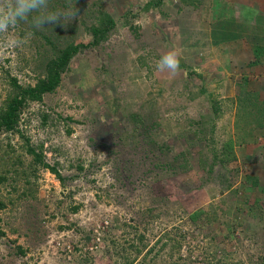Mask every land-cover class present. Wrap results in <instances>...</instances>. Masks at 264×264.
I'll return each instance as SVG.
<instances>
[{
	"label": "rangeland",
	"instance_id": "rangeland-1",
	"mask_svg": "<svg viewBox=\"0 0 264 264\" xmlns=\"http://www.w3.org/2000/svg\"><path fill=\"white\" fill-rule=\"evenodd\" d=\"M76 7L67 28L37 30L30 15L0 35L24 41L0 56V107L13 78L32 85L79 45L55 90L0 133V264H264V84L225 51L254 40L264 0ZM173 49L170 79L156 63ZM149 247L165 248L151 258Z\"/></svg>",
	"mask_w": 264,
	"mask_h": 264
},
{
	"label": "trees",
	"instance_id": "trees-1",
	"mask_svg": "<svg viewBox=\"0 0 264 264\" xmlns=\"http://www.w3.org/2000/svg\"><path fill=\"white\" fill-rule=\"evenodd\" d=\"M108 21H110L109 25L111 26H104L100 28L92 27V36L95 38L93 42H97L100 35H102L101 38H103L108 32L109 28L113 26V21L110 17H108ZM78 49L79 45L70 44L64 47L58 53L56 58L49 60V62L46 64L45 75L39 78L36 83L32 85L23 86L17 83L16 78L12 79V85L15 88V92L11 96L5 97V104L4 106L0 107V133L2 131L15 130L17 128V125L20 120V111L27 101H40L42 100L43 94L55 90V88L60 82L61 73L65 70L71 57L78 51ZM27 151L33 155L34 161L48 168L59 179L61 178L58 170L54 166H50L48 163L44 162L41 153L39 154L38 152H36L33 147H28ZM4 207L5 203L0 198V210H2ZM194 216L196 215L193 214V217ZM3 235H5V232L3 231L2 225L0 223V236ZM139 237V241L135 239V242L141 243V240H143L144 235L140 234ZM132 242L130 243L129 248H133L135 251H139L142 248L137 247V245ZM164 248L165 247H149L146 253L149 252L151 258H156V256L159 255L160 251ZM172 248L173 247H169V249Z\"/></svg>",
	"mask_w": 264,
	"mask_h": 264
},
{
	"label": "clouds",
	"instance_id": "clouds-1",
	"mask_svg": "<svg viewBox=\"0 0 264 264\" xmlns=\"http://www.w3.org/2000/svg\"><path fill=\"white\" fill-rule=\"evenodd\" d=\"M48 8L49 0H0V35L9 33L21 22H28L30 15L31 25L37 30H44L47 26L67 28L80 16L76 0H69L68 7L61 10L48 11ZM23 42L17 36L0 44V56L6 49L18 47ZM180 59L176 50H169L157 61L156 68L168 78H175L181 71Z\"/></svg>",
	"mask_w": 264,
	"mask_h": 264
},
{
	"label": "crops",
	"instance_id": "crops-1",
	"mask_svg": "<svg viewBox=\"0 0 264 264\" xmlns=\"http://www.w3.org/2000/svg\"><path fill=\"white\" fill-rule=\"evenodd\" d=\"M252 12L255 14V29L258 28L254 40L246 43L242 40L232 43V46L226 47L225 51L229 54L228 56H240L242 65L246 63L245 69L247 68L250 73L256 71L255 73L262 78L264 84V7L261 10L254 8ZM218 43L220 42L216 44ZM245 60L247 61L244 62Z\"/></svg>",
	"mask_w": 264,
	"mask_h": 264
}]
</instances>
